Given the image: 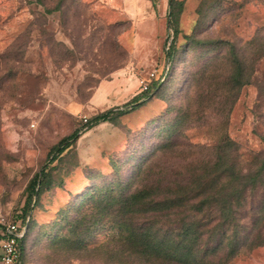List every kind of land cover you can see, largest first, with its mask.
Returning <instances> with one entry per match:
<instances>
[{"label": "rangeland", "instance_id": "374dc122", "mask_svg": "<svg viewBox=\"0 0 264 264\" xmlns=\"http://www.w3.org/2000/svg\"><path fill=\"white\" fill-rule=\"evenodd\" d=\"M171 1L178 31L167 71ZM165 68L139 107L84 130V118L121 109ZM75 129L49 165L50 148ZM218 157L241 176L264 158V0H0V214L22 212L43 165L52 178L30 212L21 264H140L108 241L107 226L77 248L59 241L78 195L115 175L130 190L183 189L217 172ZM220 185L203 189L217 206L231 203L236 234L256 242L226 264H264V174Z\"/></svg>", "mask_w": 264, "mask_h": 264}, {"label": "trees", "instance_id": "16d2710c", "mask_svg": "<svg viewBox=\"0 0 264 264\" xmlns=\"http://www.w3.org/2000/svg\"><path fill=\"white\" fill-rule=\"evenodd\" d=\"M150 1L156 3V0ZM175 2L171 1L169 11L168 22L169 27L173 28V34L167 51V71L171 69L178 31L176 13L179 9L172 10ZM177 4L181 5V2ZM235 70L231 77L234 83L241 78L238 62ZM160 84L159 80L154 79L147 89L132 96L121 109L108 108L95 114L83 123L84 130L136 109ZM80 132L81 129L73 130L50 148L47 154L49 165L59 159L65 150L71 148ZM231 144L226 141L224 147H230ZM223 162V158L218 157L213 165L220 171L217 170L210 176L204 172L198 174L187 182L183 189L181 184H176L175 191L169 189L161 192L157 187L147 185L130 190L123 187L116 175L106 185L90 186L78 195L79 202L74 206L75 218L66 223L68 233L56 238L61 243L65 242L77 248L81 246L83 237L107 226L111 230L108 241L113 242L119 252L139 257L140 264H226L242 248H252L256 242L236 234L234 226L238 212L231 210V203L224 202L217 206L218 201L213 193L203 188L217 182L225 188L228 184L233 185L237 178L255 181L257 176L264 174V158L254 174L248 173L247 176H241L240 173L236 176L231 170L234 167L233 162L227 168L231 172L227 173L221 169ZM48 164L43 165L30 178L22 212L10 217L20 228H24L20 240L19 263H22L23 259L30 212L43 189L52 185L51 167ZM216 193L220 194L219 191ZM215 209L219 212L213 214ZM68 210L69 206L61 211L57 218L66 217ZM215 218L218 222L211 225ZM227 230H232L234 234L228 233Z\"/></svg>", "mask_w": 264, "mask_h": 264}, {"label": "built area", "instance_id": "2783aa9c", "mask_svg": "<svg viewBox=\"0 0 264 264\" xmlns=\"http://www.w3.org/2000/svg\"><path fill=\"white\" fill-rule=\"evenodd\" d=\"M166 70H163L159 75L154 72L150 73V80L157 79L161 82ZM148 82L141 80V91L148 88ZM86 122V118L83 119ZM24 233V228H20L18 224L13 222L9 217L0 214V264H21L18 262L20 255V240Z\"/></svg>", "mask_w": 264, "mask_h": 264}]
</instances>
